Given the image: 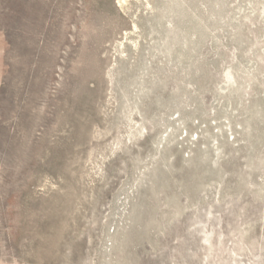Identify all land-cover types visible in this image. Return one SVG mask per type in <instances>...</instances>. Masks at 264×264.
I'll return each mask as SVG.
<instances>
[{"label":"rangeland","instance_id":"1","mask_svg":"<svg viewBox=\"0 0 264 264\" xmlns=\"http://www.w3.org/2000/svg\"><path fill=\"white\" fill-rule=\"evenodd\" d=\"M0 264H264V0H0Z\"/></svg>","mask_w":264,"mask_h":264}]
</instances>
